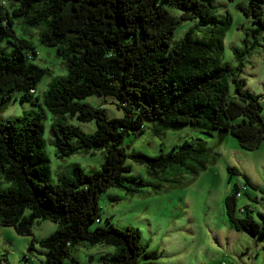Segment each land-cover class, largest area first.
<instances>
[{
    "label": "trees",
    "instance_id": "1",
    "mask_svg": "<svg viewBox=\"0 0 264 264\" xmlns=\"http://www.w3.org/2000/svg\"><path fill=\"white\" fill-rule=\"evenodd\" d=\"M0 0V103L18 92L19 100L36 105L35 84L45 68L29 60L28 38L16 35L12 21L42 26L38 40L55 46L66 64V74L47 84L41 101L50 112L73 115L79 122L93 121L84 132L71 122L55 118L50 132L58 158L75 152L102 151L103 161L90 172L72 164L69 173L52 180L43 151L39 113L24 112L0 119V225L30 235L34 220L56 223L47 236L32 239L43 251L40 264H78L70 252L85 241L114 246L99 255L100 264H137L142 255L155 257L140 242L136 228L118 229L107 218L101 226L97 197L109 186L135 193L146 184L142 177L127 176L126 158L142 164L155 179L154 191L187 184L216 153L204 141L184 140L167 153H126L123 135L141 132L143 120L155 128L196 125L206 132L236 137L242 148H258L264 139V120L258 94L245 87L239 75L243 52L235 49L236 65L222 62L223 33L230 25L228 13L217 17L212 0ZM264 0H246L239 8L250 17L253 36L264 29ZM166 5L180 10L173 15ZM199 18L207 27L201 38L185 31L169 48L171 34L182 19ZM112 96L122 116L108 117L102 106L82 99L87 95ZM228 170H235L228 167ZM246 183L253 185L247 176ZM5 182L7 183L6 185ZM238 186L223 197L225 215L232 227L264 235L247 205L236 212ZM25 209L28 213H25ZM243 214V215H242ZM92 222H97L90 226ZM90 258L92 257L89 256ZM0 264L1 260H0Z\"/></svg>",
    "mask_w": 264,
    "mask_h": 264
},
{
    "label": "rangeland",
    "instance_id": "2",
    "mask_svg": "<svg viewBox=\"0 0 264 264\" xmlns=\"http://www.w3.org/2000/svg\"><path fill=\"white\" fill-rule=\"evenodd\" d=\"M246 0H212L217 17L230 15L231 22L223 33V55L220 60L236 65L234 50L243 52V65L240 76L249 91L258 94L261 102V117L264 120V29L254 36L249 30L254 27L250 17L245 16L239 4ZM264 4V2H263ZM13 4L6 0L5 8ZM169 12L178 15L180 10L166 5ZM13 28L17 36L28 38L34 53L28 52L29 60L45 68L35 84L36 105L27 100H19L18 92L6 102L0 103V119L20 115L24 112L39 113L42 122V148L46 154L49 177L56 180L61 174L69 173L72 164H78L90 172L98 169L103 161L102 151L92 153L75 152L58 158L54 153L51 123L55 118L78 125L84 132L95 129L93 121L79 122L73 115L54 114L45 108L41 101L47 84L56 75L66 74V64L58 56L55 46L46 45L38 40L42 26L31 27L23 24V18H14ZM207 27L199 18L182 19L174 28L169 48L180 42L185 31L191 30L192 36L201 38ZM0 46L8 51L11 46L3 40ZM83 101L92 106H102L108 117L122 116L123 110L115 105L112 96L87 95ZM141 132L130 130L122 138L126 153L144 152L149 155L167 153L173 146L181 145L184 140H202L216 153L215 161L200 170L197 177L187 184H173L154 191L151 178L142 164L126 158L130 169L127 176L142 177L145 185L135 193H126L122 188L109 186L97 197L100 205L101 226L107 225V218L118 229L126 225L136 228L140 242L146 251H154L155 257L140 256L137 264H264V235H254L239 230L230 224L225 215L223 197L238 186L240 196L236 197L239 208L247 205L253 219L264 229V139L258 148L245 149L235 136L225 134L217 139V131L206 132L196 125L184 124L177 128L156 129L149 120H143ZM233 167L235 170H228ZM247 176L253 185L246 183ZM7 183L5 182L6 185ZM25 213L28 210L25 209ZM243 215V214H242ZM97 222H92L90 226ZM56 227L51 220L37 219L32 222L31 234H19L10 225H0V260L2 264H40L44 249L32 239L47 236ZM114 246L101 243H77L70 254L78 264H100L99 255L112 252ZM92 257L90 258L89 256ZM64 264H67L65 260Z\"/></svg>",
    "mask_w": 264,
    "mask_h": 264
}]
</instances>
